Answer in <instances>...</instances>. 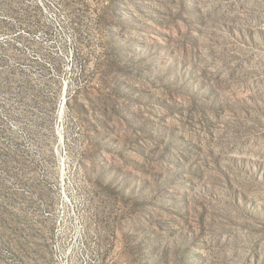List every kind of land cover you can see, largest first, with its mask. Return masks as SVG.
Instances as JSON below:
<instances>
[{
    "label": "rangeland",
    "instance_id": "obj_1",
    "mask_svg": "<svg viewBox=\"0 0 264 264\" xmlns=\"http://www.w3.org/2000/svg\"><path fill=\"white\" fill-rule=\"evenodd\" d=\"M0 264H264V0H0Z\"/></svg>",
    "mask_w": 264,
    "mask_h": 264
}]
</instances>
